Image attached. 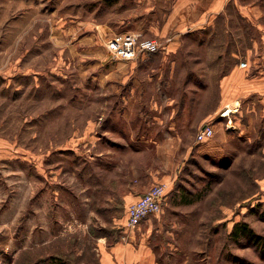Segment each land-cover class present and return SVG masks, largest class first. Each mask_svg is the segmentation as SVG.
Here are the masks:
<instances>
[{"label": "rangeland", "instance_id": "rangeland-1", "mask_svg": "<svg viewBox=\"0 0 264 264\" xmlns=\"http://www.w3.org/2000/svg\"><path fill=\"white\" fill-rule=\"evenodd\" d=\"M7 1L3 5L6 23L0 28V43L5 41L0 46V69L8 70L10 56L16 55L18 68L30 65L39 71L33 78L0 76V101L16 104L9 111L16 112L17 117L9 118L10 122L17 123L19 133L15 143L19 149L41 148L48 137L50 149L56 148L50 156V181L54 183H51V198L57 194L52 189L57 190L59 175V197L64 204L60 205V220L54 222L51 217L50 226L51 233L57 230V225L60 233L64 232V254L68 262L98 263L95 248L101 238L111 244L124 234L121 227L126 207L124 192L133 185L152 184L145 171L160 167L162 171L156 174L170 177L173 189L166 198L176 205L179 215L172 222L171 237L157 239L160 243L168 241L177 245L179 250L173 256L179 264H264V152L262 143L253 142V117L247 115L240 124L221 123L217 117H211L209 123L214 134L201 142L207 144L206 149L183 152V145L189 143L199 127L192 125L194 112L189 103L195 98L201 112L216 111L218 74L245 60L249 53L253 55L249 50L253 27L231 9L218 27L195 32L184 43L180 52L192 57L182 60L180 65L187 69H209L210 86L207 92L198 95L184 90L173 94L178 101V131L182 139L178 140L177 151L166 157H155L153 150H148L146 143H138L136 138L142 132L156 134L159 128L152 123L133 124L129 131L131 146L123 150L114 148L115 156L105 157L101 167L94 163L93 168L91 133L100 132L101 127L96 131L97 126L90 124L105 110L96 109L99 100L96 102L90 92L92 67L95 72L97 54H105V36L126 30L123 18L138 9V1L45 0L43 11L40 8L38 14L36 5L41 0H17V7L14 0ZM16 14L22 16L24 27L30 22L34 26H9L8 21ZM57 24L65 28L64 33L57 34ZM99 24L109 27L110 33L103 31L97 37ZM16 35L23 37L14 43ZM234 50L238 57L235 59L231 57ZM52 69L60 70L59 76L45 74ZM9 79L11 82L4 84ZM57 101L59 109L57 104H52ZM50 104L55 108L44 111H59L60 121L64 112L65 124L55 125V131L51 129L45 140L41 139V133L38 141L31 140L26 135L27 117L33 112H42V107ZM58 144L60 148L64 144L60 151H57ZM169 145L168 142L165 150H170ZM25 192V184L19 179L15 198L21 211ZM185 198L194 201L180 203ZM22 213L18 214L24 217ZM17 222L18 227L14 231L13 225L12 229L14 237L2 238L0 264H25L24 249L15 254L16 247L25 245V222ZM235 224H246L259 238L245 234L234 236ZM61 241L60 237V246ZM49 249H53V243ZM64 254L59 255L62 258Z\"/></svg>", "mask_w": 264, "mask_h": 264}, {"label": "crops", "instance_id": "crops-1", "mask_svg": "<svg viewBox=\"0 0 264 264\" xmlns=\"http://www.w3.org/2000/svg\"><path fill=\"white\" fill-rule=\"evenodd\" d=\"M14 1L17 7V0ZM137 1L138 9L123 18L124 28H126L124 31L135 32L142 38L156 39L163 44L164 48L158 53L139 54L135 59L125 62L112 58L103 44L105 54H97L96 70L94 72L93 66L90 78V92L96 98V102L99 100L96 109L105 110L97 114L96 119L90 124L91 127L97 126L96 131L98 126L101 127L100 132L99 130L94 132L95 135L91 133L92 167L94 168V163L101 167L105 157L116 155L117 148L123 150L131 146L129 131L130 125L133 124L157 125L160 132L156 134L142 132L136 138L138 143H146L145 147L148 150L152 149L155 157H166L169 153L178 150V140L182 141V139L178 131V101L173 94L184 90L198 95L207 92L210 86L209 69L182 67L180 65L182 60L191 58L192 55L182 54L180 51L184 43L192 39L189 35L218 27L219 22L225 21L231 9L238 14L239 18H244L253 27V38L249 47L253 55L250 56L249 53L245 60L234 63L226 71L218 74L217 106L214 113L198 110L197 107H200V104L195 98L192 103H189L194 112L192 125L200 126L209 123L214 117H217L221 123L234 121L235 124H240L248 115L253 117V142L262 143L261 149L264 152V0ZM44 2L47 1L41 0L36 5L37 14L40 8L43 11ZM7 3V0H0V28H3L6 23L5 18L3 19V5ZM8 22L9 26L14 28L34 26L30 22L24 27L22 16L18 17L17 14ZM56 29L59 34L64 33L65 28L57 24ZM108 29L109 27L99 24L97 37L103 31L106 34L110 33ZM113 34H108L105 38ZM19 36L16 35L14 43L23 37L19 38ZM4 43L5 41L1 42L0 46ZM231 57L238 58L235 50L231 52ZM13 60L14 63H12ZM16 63V55L10 56L9 69L5 70L8 74L0 69V76L13 78L20 75L33 78V74L39 71L30 65L18 68ZM46 72L48 76L58 75L60 70L52 69ZM180 80H183L181 88L178 86ZM10 82L11 79L4 84L7 85ZM52 104H57L59 109V101ZM11 105L15 108L16 104L0 101V247L3 236L14 237L13 225L15 231L19 223L17 221H24L25 245L16 247L15 254L24 249L25 264H34L35 258L39 256L44 257L47 253L60 249L65 252L64 232L60 233L57 225V230L51 233L50 226L51 217L54 222L60 220V205L64 202L63 199L60 201L59 197V175L57 190L52 189V192L57 194L51 198V183H54L50 181V156L51 150L55 151L56 148L50 149L48 137L46 145L41 148L19 149L15 143L19 133L17 123L10 122L9 118L12 115L17 117V113L9 111ZM50 105L47 108L42 107L44 108L42 112H33L27 117L26 135L31 140L36 139L39 133H41V139L45 140V135L49 134L51 129L55 131V125L65 124L64 112L60 121L59 111L57 113L44 111L55 108L54 105ZM181 116L186 117V114L181 113ZM168 142L170 143L169 151L165 150ZM206 147L207 144L197 142L192 135L189 143L183 145V152L191 153L193 149L194 152L204 151ZM62 148L58 144L57 151ZM161 171L160 167H154L147 168L145 172L149 174L152 184L166 181L173 189V183L168 179L170 178L168 175L156 174ZM19 179L24 182L26 189L24 209L22 208L24 217L18 214L22 211L17 208L19 202L15 198L18 194ZM150 185L145 183L128 188L124 192L125 204L128 205L136 200ZM167 199L164 200L159 213L144 220L137 229L124 231L120 240L107 244L106 239L101 238L95 248L98 256L97 264H179L173 256L179 250L177 245L168 241L160 243L157 239V237H171L172 222L177 220L179 215L176 205ZM60 237L62 238L61 246ZM51 243H53V249H49ZM39 252H41L40 255ZM180 264H186V262Z\"/></svg>", "mask_w": 264, "mask_h": 264}, {"label": "built area", "instance_id": "built-area-1", "mask_svg": "<svg viewBox=\"0 0 264 264\" xmlns=\"http://www.w3.org/2000/svg\"><path fill=\"white\" fill-rule=\"evenodd\" d=\"M108 54L119 61H131L139 54L158 53L164 46L156 39L142 38L130 31L115 33L104 41ZM214 134L210 123L200 125L195 134V140L202 142ZM171 191V185L166 181L155 182L136 200L126 205L122 229L133 231L150 216L160 212L163 202Z\"/></svg>", "mask_w": 264, "mask_h": 264}, {"label": "trees", "instance_id": "trees-1", "mask_svg": "<svg viewBox=\"0 0 264 264\" xmlns=\"http://www.w3.org/2000/svg\"><path fill=\"white\" fill-rule=\"evenodd\" d=\"M194 200L184 199L181 200L180 203L182 204H188L192 203ZM232 234L234 236H238L239 234H245L253 239L259 238L252 230L246 225V224H235L232 229ZM64 254L65 252H62V250L54 251L47 253L44 257L39 256V258H35L36 264L43 263V264H70L68 260L65 258V254L61 258L59 254ZM34 261V264H35Z\"/></svg>", "mask_w": 264, "mask_h": 264}]
</instances>
